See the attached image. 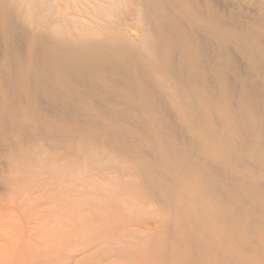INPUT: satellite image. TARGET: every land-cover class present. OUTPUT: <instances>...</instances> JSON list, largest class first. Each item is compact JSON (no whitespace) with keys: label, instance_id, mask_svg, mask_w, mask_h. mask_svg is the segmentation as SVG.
I'll return each mask as SVG.
<instances>
[{"label":"bare ground","instance_id":"obj_1","mask_svg":"<svg viewBox=\"0 0 264 264\" xmlns=\"http://www.w3.org/2000/svg\"><path fill=\"white\" fill-rule=\"evenodd\" d=\"M81 2L0 0V264H85L99 259L102 249L108 250V259L123 258L121 239L150 232L154 215L135 218L137 224L117 232L120 239L107 235L100 251V242L75 239L63 229L65 224L54 226V165L68 153H80L69 139L89 136L79 122L92 112L89 101L96 98L101 108L92 113L93 121L120 124L94 132L117 133L135 153L136 167L158 174L156 165L163 166L162 174L179 190L170 194L161 186L157 193L165 200L156 196L174 209L180 202L178 218L185 215L182 209H192L194 224L206 223L213 239L231 235L228 223L235 220L231 226L238 225L248 214L261 218L253 222L257 227L263 224L264 0ZM18 39L25 45L24 57L13 50ZM230 48L246 60L243 71ZM165 109L174 111L172 119L164 115ZM70 112L75 116L72 125ZM139 125L148 129L140 136L155 149L157 159L143 154L133 129ZM179 126L186 128L189 141L184 135L180 139L184 131ZM43 127L47 132L42 133ZM126 137L136 140L127 145ZM238 151L260 170L236 159ZM210 153H217L213 158L227 175L226 184L198 159L206 160ZM85 154L116 165L99 149ZM62 165L56 170L63 172ZM148 181H143L147 188ZM242 199L252 204L245 207ZM244 230L236 226L232 233ZM243 253L264 259L258 247L244 246Z\"/></svg>","mask_w":264,"mask_h":264},{"label":"rangeland","instance_id":"obj_2","mask_svg":"<svg viewBox=\"0 0 264 264\" xmlns=\"http://www.w3.org/2000/svg\"><path fill=\"white\" fill-rule=\"evenodd\" d=\"M83 2L84 0H82L81 3ZM216 2H218V0H216ZM247 9L248 8H246V10ZM253 14L258 16L256 13ZM262 25L264 27V22ZM3 50V41L0 35V58L3 57ZM13 50L18 56L24 57L25 45L20 39L16 41ZM230 50L232 55L236 57L240 70L243 71L246 69V60L242 59L243 57H240V54L237 55V52L233 48H230ZM91 101L92 103H95V105H93L89 101L94 109H92L91 113H84L82 115L83 119H86L87 121L84 120L83 123L79 122L90 131L89 136H84L81 139L78 136H75L69 139V143L77 148L80 153H68V157L65 160L57 159V164L55 163L56 166L54 165L55 173L53 175L52 187L54 203L53 216L55 215L53 218L54 222H56L54 226L62 228L65 224L66 228L63 229H68L70 233L72 232L73 234L71 233V236L75 239H90L92 241H98V243L100 242L96 248L99 247L101 251V249L106 246V243L104 242V244L101 241H104V239L106 240L107 235L110 237L109 239L112 237L110 235L114 236L112 239L116 240L115 237L120 239V233L124 228L137 224L134 221L135 218H145V215H154L155 217L151 218L152 220L150 221V224L153 226L149 227V233L133 239H127L125 240L126 242L121 239V242L125 245L126 249L122 254L123 258H112V260H116L117 263L106 258L109 257L108 250L102 249L99 254V259L94 261L89 260L85 264H93V262L94 264H125V262L126 264H264V259L260 255L253 257L252 255L243 253L244 246H251L252 248L258 247L261 252L264 253V232H262L264 230L262 229V227L264 228V223L260 224L258 227L256 223H253L255 220L260 221L261 218L248 214L240 217L241 219H238L239 221L237 220L238 225L231 226V223L235 220L229 222L227 226H230L231 235L228 233L222 234L216 236L215 239H213L214 235L212 229L207 228L206 223L200 221L201 223L198 222V226L194 224L193 221H196V219L194 217L195 213L191 211L192 209H182L181 213L185 212V215L183 217L179 215L178 218V215L176 216V214H179L178 209H180V207H177V205H179L180 202H176L175 209L173 207L171 208L165 203V201L163 202V197L157 193L158 191L160 192L158 188L161 186L165 188V192L168 190V193L170 194L179 190L175 185L173 186L171 182L172 178H169L168 175L165 176L162 174L163 166L161 165L157 164L155 167L158 169H156L158 174L149 171L145 166L136 167L133 165V156H135V153L128 151V148L124 144V140H121L116 136L117 133L113 134L115 136H106L96 133L98 130H104L108 127L111 129L119 128L120 123L107 120L100 122V124L99 122L96 123L93 121V114H98L97 110L101 108V105L98 102V98ZM48 111L51 112L50 110H45L44 112ZM173 112L174 111H171V109H165L164 115L172 119L174 115ZM68 114V118H70L69 124L72 125L75 120L74 112ZM28 122L33 124L32 120H29ZM121 125L126 128L129 126L127 123H122ZM179 127H182L183 131L184 129L186 130L183 126ZM41 129H44L42 133L47 132L44 127ZM133 129L136 131L135 137L137 141L140 142L143 147V154L151 160L157 159L155 156V149L151 148V145H149L148 140L145 137L140 136L141 133L145 134V131H148V129L143 125L133 127ZM55 131L53 134H57ZM137 135H139L140 138H138ZM183 135L186 136V140H190V137L185 131L179 134L180 139L184 138ZM136 139L134 137H128V142H126L127 145H129V142H133ZM98 149L100 152L109 154L111 156V161L116 165L105 164L103 161L101 162L99 159L97 161L95 157L89 155L88 157L87 154H85L90 150L94 154ZM56 150L58 151L57 147ZM198 151L197 153H200ZM211 155L212 156L206 160L202 157L198 159H201L202 163L205 164L213 174L220 176L225 183L227 175L221 169L219 161L214 160L213 158L217 157V153H212ZM113 157L118 159L115 160ZM234 157L238 160L241 159L242 161H245L248 169L260 170V167L253 161V159L246 157L242 158V153L239 151L234 152ZM62 164H65V170H63V172L60 169L56 170V167L60 168L63 166ZM118 165H120V167H130L131 170L122 172L118 171L116 168ZM118 173L119 175H117ZM182 176L183 178H186L185 175ZM105 177L107 178L105 179ZM71 180H73V182ZM111 180L112 182H110ZM148 180H151L149 188L145 186V183L149 182ZM143 181H145V183ZM105 186H111L115 191L114 189L110 190L111 187L106 188ZM75 187H77V189ZM105 188L107 190L109 189V192L105 191ZM98 189L101 191L98 192ZM94 190L96 191L94 192ZM105 192L108 193L109 196ZM99 194L106 197L102 195L100 196ZM156 195L162 198L158 199ZM236 196L241 197L238 194H236ZM104 199L106 201L105 204L102 203ZM75 203L78 206H76ZM242 204L246 207L252 203H249L248 199H242ZM60 208L62 210H60ZM233 208V204H229L227 207V209L232 212ZM67 214H69L68 216L73 220H70ZM136 214L139 216H136ZM63 216H65V218ZM263 218L264 217H262V220L264 221ZM57 221H62L61 225L58 224L59 222L57 223ZM236 226L245 227L244 232L239 234L232 233V230L236 229ZM81 229L83 231H81ZM74 231L79 232V234ZM117 232L120 233L116 235ZM88 236L91 237L89 238ZM102 236L103 238H101ZM109 239L107 238V240ZM127 243L128 245H126ZM100 244L102 246H100ZM226 245L228 246L227 248H225Z\"/></svg>","mask_w":264,"mask_h":264}]
</instances>
